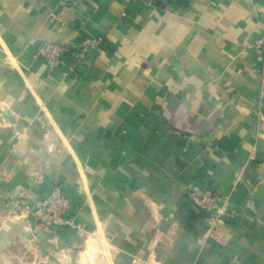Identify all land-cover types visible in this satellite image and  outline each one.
Instances as JSON below:
<instances>
[{"label":"crops","instance_id":"0c3cea01","mask_svg":"<svg viewBox=\"0 0 264 264\" xmlns=\"http://www.w3.org/2000/svg\"><path fill=\"white\" fill-rule=\"evenodd\" d=\"M85 36L100 41L77 72L31 56L56 40L72 57ZM263 38L264 0H0V214L58 185L73 221L17 217L0 247L34 243L47 264H264ZM190 186L225 203L212 235Z\"/></svg>","mask_w":264,"mask_h":264},{"label":"built area","instance_id":"2783aa9c","mask_svg":"<svg viewBox=\"0 0 264 264\" xmlns=\"http://www.w3.org/2000/svg\"><path fill=\"white\" fill-rule=\"evenodd\" d=\"M100 38L83 37L82 42L73 52L72 57L65 55V45L56 40H45L35 44L31 56L34 60L44 63L49 70H57L62 75L71 72H77V60L82 51L89 45H97ZM260 47L264 50V38L260 41ZM188 201L190 206L207 211L205 235H212L225 216L229 212L225 208L222 198L212 188L190 186L187 188ZM71 206V200L68 195L57 185L52 186L43 202L33 208L31 216L41 226L50 228L58 224L69 222L73 224L71 218L67 217Z\"/></svg>","mask_w":264,"mask_h":264},{"label":"rangeland","instance_id":"374dc122","mask_svg":"<svg viewBox=\"0 0 264 264\" xmlns=\"http://www.w3.org/2000/svg\"><path fill=\"white\" fill-rule=\"evenodd\" d=\"M6 53V52H5ZM7 54V53H6ZM5 54L4 56V64L9 65V57ZM5 101H2L0 99V110L1 111H7V103H4ZM45 130H48L47 127H45ZM39 174L34 175V181L37 180V176ZM55 186V185H54ZM58 186V185H57ZM13 196V195H12ZM44 200V198H43ZM42 201H40L39 204H41ZM39 204H30L28 201H26L22 196L14 195L13 198L7 196L6 198H2V204L3 205V212L0 214V237L3 234L6 236L5 231H7V226L9 222L13 221L17 217H25L30 220L32 218L33 223L32 226L39 229H48L44 226L39 225L34 218L31 216L32 209L38 206ZM67 217L70 219V216ZM69 223V222H66ZM71 224V223H69ZM51 228V227H50ZM84 230L80 228V233L83 235L82 241L80 243L81 249L86 247L85 242V236L87 235V232H83ZM4 237L1 238L3 240ZM67 247V248H66ZM0 264H47L49 263L48 259L45 256H42L40 253V250L38 247L33 243H25V241H21L20 243H15L8 248L5 246L0 247ZM65 250H70L68 246L59 247L58 250L55 251V254L57 257L64 259L66 261H70V251L68 253L65 252ZM79 263V262H78ZM87 264V263H86Z\"/></svg>","mask_w":264,"mask_h":264}]
</instances>
